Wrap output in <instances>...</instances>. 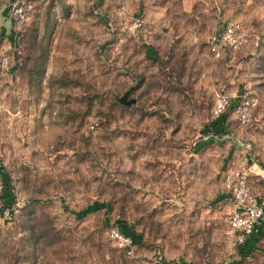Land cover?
I'll use <instances>...</instances> for the list:
<instances>
[{
    "label": "rangeland",
    "instance_id": "1",
    "mask_svg": "<svg viewBox=\"0 0 264 264\" xmlns=\"http://www.w3.org/2000/svg\"><path fill=\"white\" fill-rule=\"evenodd\" d=\"M15 2L0 0L13 210H0V264H264V235L235 245L225 181L249 167L264 194V0H26L22 28ZM229 22L247 43L216 57L210 40ZM246 88L251 121L231 107L220 124L216 95ZM118 224L134 257L107 235Z\"/></svg>",
    "mask_w": 264,
    "mask_h": 264
},
{
    "label": "built area",
    "instance_id": "2",
    "mask_svg": "<svg viewBox=\"0 0 264 264\" xmlns=\"http://www.w3.org/2000/svg\"><path fill=\"white\" fill-rule=\"evenodd\" d=\"M15 25L22 28L27 22L26 0H16L13 5ZM127 28L135 32L142 26L140 19L127 21ZM247 43V37L239 24L229 22L222 34L212 36L210 50L216 57H221L222 47L229 45L232 48H241ZM9 57H2V64L9 70ZM258 96L250 89L244 91L219 92L216 95L213 114L220 116L232 107L236 120L241 125H247L251 121L252 111L258 105ZM249 167L231 168L225 176L226 186L233 201V208L229 217V226L233 234L235 245L239 248L253 237L259 224L264 220V194H257L249 182L252 173ZM0 210L5 216L13 213L12 207L5 205L4 183L0 178ZM107 235L129 257L135 256L136 242L134 238L124 232L119 225H110Z\"/></svg>",
    "mask_w": 264,
    "mask_h": 264
},
{
    "label": "trees",
    "instance_id": "3",
    "mask_svg": "<svg viewBox=\"0 0 264 264\" xmlns=\"http://www.w3.org/2000/svg\"><path fill=\"white\" fill-rule=\"evenodd\" d=\"M225 116H226V113H224V114H222V115H220V116H218V118L220 119L219 121V123L221 124V122H222V120H224V118H225ZM222 118V119H221ZM84 214V213H83ZM85 215V214H84ZM119 226H120V228L124 231V232H126L127 234H129V235H131L132 236V234H131V230L129 229V228H127V227H125L123 224H118ZM133 237V236H132ZM239 253V255H240V260H238L240 263L241 262H243V254H241V252H238Z\"/></svg>",
    "mask_w": 264,
    "mask_h": 264
},
{
    "label": "crops",
    "instance_id": "4",
    "mask_svg": "<svg viewBox=\"0 0 264 264\" xmlns=\"http://www.w3.org/2000/svg\"><path fill=\"white\" fill-rule=\"evenodd\" d=\"M261 235H264V220L259 224L252 238H258L261 237ZM255 245H257V243H255Z\"/></svg>",
    "mask_w": 264,
    "mask_h": 264
},
{
    "label": "water",
    "instance_id": "5",
    "mask_svg": "<svg viewBox=\"0 0 264 264\" xmlns=\"http://www.w3.org/2000/svg\"><path fill=\"white\" fill-rule=\"evenodd\" d=\"M134 101V100H133Z\"/></svg>",
    "mask_w": 264,
    "mask_h": 264
}]
</instances>
